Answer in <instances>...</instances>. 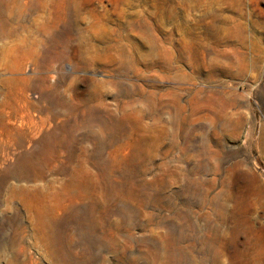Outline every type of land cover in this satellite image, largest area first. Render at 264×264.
Wrapping results in <instances>:
<instances>
[{"label": "rangeland", "instance_id": "1", "mask_svg": "<svg viewBox=\"0 0 264 264\" xmlns=\"http://www.w3.org/2000/svg\"><path fill=\"white\" fill-rule=\"evenodd\" d=\"M253 256L264 0H0V264Z\"/></svg>", "mask_w": 264, "mask_h": 264}, {"label": "bare ground", "instance_id": "2", "mask_svg": "<svg viewBox=\"0 0 264 264\" xmlns=\"http://www.w3.org/2000/svg\"><path fill=\"white\" fill-rule=\"evenodd\" d=\"M252 248V247H251ZM252 250L248 249V248H243L242 250H240L239 252H237L236 255H238L239 257H247V256H251V255H255L257 254V252H251ZM256 256V255H255ZM255 256L252 257L253 260H246L247 262H241L240 264H264V259H257L254 258Z\"/></svg>", "mask_w": 264, "mask_h": 264}]
</instances>
